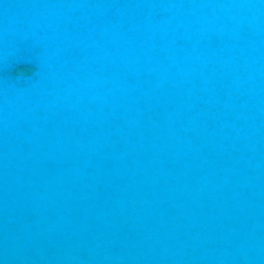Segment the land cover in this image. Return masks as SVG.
<instances>
[{"label":"water","instance_id":"1","mask_svg":"<svg viewBox=\"0 0 264 264\" xmlns=\"http://www.w3.org/2000/svg\"><path fill=\"white\" fill-rule=\"evenodd\" d=\"M0 264H264V0H0Z\"/></svg>","mask_w":264,"mask_h":264}]
</instances>
